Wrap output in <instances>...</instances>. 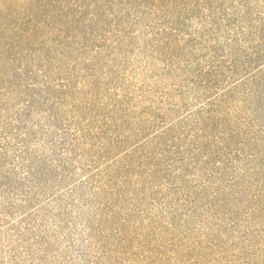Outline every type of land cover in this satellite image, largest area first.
<instances>
[{"label": "trees", "instance_id": "16d2710c", "mask_svg": "<svg viewBox=\"0 0 264 264\" xmlns=\"http://www.w3.org/2000/svg\"><path fill=\"white\" fill-rule=\"evenodd\" d=\"M84 190L105 251L264 264V0H0V253ZM149 198L223 219L173 243L132 220Z\"/></svg>", "mask_w": 264, "mask_h": 264}, {"label": "rangeland", "instance_id": "374dc122", "mask_svg": "<svg viewBox=\"0 0 264 264\" xmlns=\"http://www.w3.org/2000/svg\"><path fill=\"white\" fill-rule=\"evenodd\" d=\"M76 195L80 196V198L75 199L71 207L68 208L64 203H69V201H65L63 204L59 203V208L56 212L40 216L44 218V222L40 223V220H38V226L40 227L36 228V232L40 233L43 231L42 235L46 238L45 247L38 248L36 247V243L32 247H29L27 243L29 242V236H31L30 233L26 234L20 242H16L14 238L16 252L14 262L10 263V257H6L3 252L0 253V264H15V262L16 264H189L188 261H192V264H197L196 261L198 260L202 264H217L215 262L212 263V261L216 259L219 251L205 252L199 249L198 251L193 250L197 246L184 254V256H187L186 258L180 257L179 260L173 261L168 257H160L157 252L154 255H150V244L146 243V241L142 245L141 242H137V244L135 242L133 245H127L126 247L119 246L117 242H110L107 244L109 250L106 249L105 251L100 247L102 245V238L99 231L103 230L104 220L107 216L101 214L97 206L93 205L95 204L94 199L96 197L89 194L88 191H80ZM150 198L132 213V220L137 222L139 226L144 223L146 227H151L146 222L147 219L151 218L154 220L157 217L156 223L152 225L155 231L152 232L158 233L162 227H168V234H162L161 236L168 239V241H174L173 243H178V239H183L184 237H189L190 239L200 238L202 241H205L206 237L214 232L213 228L219 225V220L223 219L222 215L215 217L211 223L212 227L210 226L208 230H202L203 232H201V228H197L202 223V219L199 216L194 220L189 217V214L181 218L176 216L178 219L173 222L170 216V208L166 212H162L165 206L162 204L158 206ZM166 206L169 207L168 205ZM220 211L222 212L223 209ZM163 213L165 214L163 215ZM125 214L126 212L123 211L122 215ZM36 220V217H32L31 221L27 220L25 223L33 225ZM150 220L148 219V221ZM226 223L223 221V226L227 225ZM88 227L90 229L93 228V232H90L91 230ZM113 227L112 231L116 233L117 227L115 225ZM227 236L223 238L225 243L228 241L226 240ZM171 241L169 242L170 245L173 244ZM234 243L238 248L231 245L228 241V244L225 246L227 249L226 253L222 256L224 260L220 264H229L228 262L233 264L231 257L233 250L236 251L244 245L242 241H235ZM18 246H21L22 249H19ZM132 246L138 247L133 248ZM170 249L172 250V248ZM111 251L113 252L112 256L109 254L105 255L106 252ZM200 257H203L205 260L201 261ZM238 258L237 260L239 261H245L242 255ZM183 260L185 261L182 263Z\"/></svg>", "mask_w": 264, "mask_h": 264}]
</instances>
